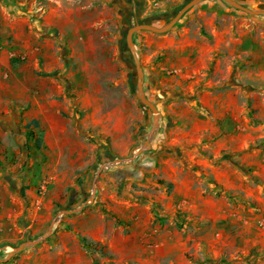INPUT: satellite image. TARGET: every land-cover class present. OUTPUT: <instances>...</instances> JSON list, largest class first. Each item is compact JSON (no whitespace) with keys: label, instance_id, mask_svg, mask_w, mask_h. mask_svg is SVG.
Instances as JSON below:
<instances>
[{"label":"rangeland","instance_id":"rangeland-1","mask_svg":"<svg viewBox=\"0 0 264 264\" xmlns=\"http://www.w3.org/2000/svg\"><path fill=\"white\" fill-rule=\"evenodd\" d=\"M188 1L148 7L121 23L108 10H82L85 0H53V17L83 25L74 38L54 23L42 26V49L23 52L20 39L5 36L10 66L0 74V144L14 155L11 166L35 170L38 196L53 204L35 240L42 239L26 243L42 246L41 260L264 264V15L201 0L166 32L133 34L144 86L147 73L158 82L144 88L147 98L159 110L177 101L183 114L174 132L190 139L155 159L151 154L163 151L152 143L128 159L148 139L153 119L137 96L127 31L139 23L162 27ZM235 1L264 9V0ZM185 39L194 45L184 46ZM184 47L192 60L179 54ZM203 59L209 106L199 101ZM201 104L209 138L198 140ZM135 134L126 155H105L114 137L122 146ZM0 166L8 169L1 158Z\"/></svg>","mask_w":264,"mask_h":264},{"label":"crops","instance_id":"crops-1","mask_svg":"<svg viewBox=\"0 0 264 264\" xmlns=\"http://www.w3.org/2000/svg\"><path fill=\"white\" fill-rule=\"evenodd\" d=\"M42 1L47 3V10H44L40 5ZM85 1L86 4L81 7L82 10L102 8L103 10L113 12L114 15L118 17L117 20L121 23H127L130 21L133 14L141 12L145 8H162L168 6L170 3H178L180 0ZM210 1L212 3L215 0ZM55 2L58 6H62L60 2ZM207 2L209 3V0H207ZM59 8L60 7H56L58 10ZM42 12L44 13L42 16L43 20H40L39 16H41ZM53 23L62 30H67V35L72 38L79 33L76 32V30L83 28V25L77 21L75 17H71L70 19L68 17L64 18L63 15L53 17V0H0V44L1 46L4 45V48L0 51V74L2 75L3 73L2 69L10 66V55H8V50L4 44L6 35L14 34L17 39L22 41V47H25V49L22 50L19 48L20 51H38L41 50L43 46L41 27L52 26ZM184 43V46L194 45V42L186 41V39L184 40ZM120 45L121 42L119 46ZM14 48H18L16 44L14 45ZM179 54H183L184 59L191 60L194 56L189 47H184L180 50ZM119 58L122 60L120 53ZM58 60L60 61L61 57H59ZM202 62V68L199 71L201 78L197 80L202 88L201 92L203 93L201 94L199 101L203 105L209 106L205 99V93L209 94V79H206L207 72H205V69L207 67L209 68V63L204 59ZM47 65L49 69L53 66V64L51 65L50 63ZM162 79L164 80V76ZM168 79V77H165V80ZM177 83V85H179L181 82L179 81ZM148 84L155 87L158 82L152 74L150 75L147 73L145 74L144 86L146 91ZM202 104L199 113H195V118L197 120L195 124L196 126H199L198 131L200 133V137H196L198 140H203L207 137L209 138V112L203 108ZM177 105V101H171L167 106L160 108V120L157 127L158 132L155 134V138L151 143L153 146L152 150L157 146L159 150L162 149L163 153L160 151H157L155 154L152 153L151 158L153 159L158 158L159 154L160 156L165 155V153L170 150V145L178 146L184 145L186 141L189 142L188 140L190 138L188 139V137L183 135L180 136L178 133L174 132V128L179 124V114H183ZM84 123L86 127L90 125V122ZM97 127L100 133L102 130L99 126ZM135 135L136 136L134 137L130 136L128 139L121 140L124 144L122 146L118 145V139L114 137L113 147L109 149L105 155H126L131 145L136 141V138H140L139 134ZM0 140H2L1 135ZM162 144H164V146ZM117 148L121 149V151L117 150ZM168 152L170 153V151ZM172 155L173 154L167 157V160L171 159L173 157ZM194 155L196 157L197 154ZM0 158L8 168L6 169L4 166H0V257L5 259L13 247L29 240H35L41 236V232H43L44 227L50 221L53 204L42 200L38 196L36 183L37 176L35 170L31 169L26 172V168L23 169L20 166H11L10 161H14V155H12L10 151H7L3 146L1 147V144ZM197 159L206 163V160H203L202 155H199ZM10 168H13V170L10 171ZM26 174L28 175L27 177L25 176ZM41 249L42 246L40 244H26L20 256L14 257V254L8 260H0V264H53L52 258L49 260H41L39 255ZM2 253L6 254L5 257H3L4 255H1Z\"/></svg>","mask_w":264,"mask_h":264},{"label":"water","instance_id":"water-1","mask_svg":"<svg viewBox=\"0 0 264 264\" xmlns=\"http://www.w3.org/2000/svg\"><path fill=\"white\" fill-rule=\"evenodd\" d=\"M201 0H189L188 2H186L182 7H180V9L174 14V16L172 17V19L167 22L166 24H164L162 27H158L155 26L153 24L150 23H139L138 25L129 28V30L127 31V36H126V40H127V45L130 49V51L133 54L134 57V61H135V65H136V72H137V96L140 100V102L142 104H144L145 106H148V108L150 109L151 113H152V128L150 130V132L148 133V139L146 140V142L141 145L140 147H138L137 151L133 153V155L128 158V159H134L140 152H142L143 150L149 148L151 146V138L153 136V134L155 133L158 124H159V120H160V110L158 108V106L152 102L149 98H147L145 90H144V71L142 69V66L135 54V45L133 42V34L140 29H147V30H152L155 32H166L167 30H169L182 16L183 14L192 6H194L195 4L199 3ZM227 2L231 3L233 6H235L236 8H239L245 12H248L250 14H261L264 15V9H251L235 0H226ZM123 159H117L115 161H122ZM105 164H102V166L100 167L98 174L101 172L103 166ZM97 178V177H96ZM95 181L93 183V194L91 196V200L94 199V194L96 191V187H95ZM53 224V222H52ZM51 230V228L49 229ZM42 238H39L37 240H31V241H26L21 243L20 245L13 247V251H11L9 253V255L5 258L2 259L0 257V260H8L9 258H11L15 253L21 251L24 246L26 245V243H37L41 240Z\"/></svg>","mask_w":264,"mask_h":264},{"label":"trees","instance_id":"trees-1","mask_svg":"<svg viewBox=\"0 0 264 264\" xmlns=\"http://www.w3.org/2000/svg\"><path fill=\"white\" fill-rule=\"evenodd\" d=\"M31 123H32V124H34V123L36 124V123H37V121H36V120H33ZM37 145L40 147V146H41V142H40V141H38V142H37Z\"/></svg>","mask_w":264,"mask_h":264}]
</instances>
